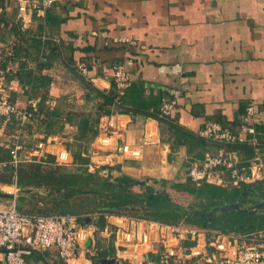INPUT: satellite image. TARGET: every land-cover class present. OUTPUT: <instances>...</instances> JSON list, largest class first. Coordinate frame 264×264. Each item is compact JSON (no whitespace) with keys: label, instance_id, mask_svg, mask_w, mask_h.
I'll return each instance as SVG.
<instances>
[{"label":"crops","instance_id":"crops-1","mask_svg":"<svg viewBox=\"0 0 264 264\" xmlns=\"http://www.w3.org/2000/svg\"><path fill=\"white\" fill-rule=\"evenodd\" d=\"M19 1L0 0V13L9 20L0 29V91L22 107L37 108L42 92H47L51 107L66 97V101H60H68L66 110L95 112L103 99L91 92L84 80L109 92L113 86L112 66L127 60L133 63L129 66L132 87L142 90L139 95L146 99L147 106L153 110L162 109L165 102L174 103L167 117L194 134L207 123L238 131L248 107H255L260 140L251 151L246 147L224 148L212 142L197 147L188 143L174 146L173 137L162 142L161 126L155 118L108 106L109 114L100 117L99 134L108 128L114 137L112 147L103 150L95 143L99 134L91 142L90 164L96 171L107 175L108 167H114L113 178L126 174L135 181H145L143 187H152L156 193L166 191L161 181L168 174L183 175L184 163L187 166L191 160L188 167L199 166L207 154L217 155L225 150L241 165L257 156L264 159V0H59L49 14L33 15L25 23L19 16ZM49 39L61 46V53L51 68L38 70L41 59L49 61L44 52V42ZM19 49L22 54L28 53L26 62L35 69L34 74L53 80L47 84L41 79L37 93L14 77L20 69L16 54ZM69 58L75 71L66 66ZM72 80L75 81L71 83ZM150 102L154 103L149 105ZM60 108L64 110L65 106ZM9 129L0 121V144L14 132ZM76 133L75 126L66 124L62 133L38 135L48 141L73 142ZM144 139L152 144L143 151L147 164L142 166L143 159L128 158L122 151L123 145L135 147ZM49 151L53 153L54 147ZM196 151L197 158L191 157ZM157 158L161 159V166L155 164ZM148 170L160 172L164 178L138 177ZM157 185L164 188L156 189ZM7 188L6 193H15L14 186ZM27 208L28 204L19 209L29 212ZM92 215L88 219L80 215V220L89 223ZM185 244L192 245L191 241ZM97 247L93 257L84 250L81 264H105L104 260L131 264L122 258L124 254L117 258L112 239L99 241ZM26 260L29 264H61L52 250L28 255ZM0 264H5L1 251Z\"/></svg>","mask_w":264,"mask_h":264},{"label":"built area","instance_id":"built-area-1","mask_svg":"<svg viewBox=\"0 0 264 264\" xmlns=\"http://www.w3.org/2000/svg\"><path fill=\"white\" fill-rule=\"evenodd\" d=\"M58 1L20 0L19 16L25 23L33 15L46 14ZM132 64L131 60H127L112 66L113 82L120 91L131 84L129 66ZM172 108L171 102H165L161 115L169 116ZM255 113V107L249 106L238 131L218 123H207L198 135L224 148L241 145L256 147L258 123ZM32 119L31 110L12 102L0 91V120L6 124L14 121L18 127L6 140L10 143V159L1 164L3 167L10 166L15 173V197L0 199V251L5 264H29L26 256L50 250L57 253L61 264H81L84 250L93 257L98 252V242L103 239H112L117 258L124 254L122 258L131 264H264V229L225 233L183 222L170 225L109 212L95 213L91 216V222L85 223L76 214H41L20 210L16 196L20 189L16 180L21 166L44 162L49 156H53L54 163L59 166L74 164V157L63 142L40 139L29 145L30 136L26 134L25 126ZM113 134L108 128L101 132L95 139L97 148L103 150L112 147ZM55 144L57 148L52 153L49 148ZM147 144L144 140L136 143L135 147L125 145L123 154L128 158H142ZM89 171L94 172L96 168L89 164ZM225 173L229 175V182L224 178ZM188 177L197 185L212 183L240 187L264 180V159L257 156L247 165H241L232 153L221 150L217 155L207 154L201 165L192 166L188 170ZM102 218L103 226L100 225ZM97 219L98 224L93 222ZM89 241L91 248H86ZM186 241H191L192 245L187 246Z\"/></svg>","mask_w":264,"mask_h":264},{"label":"trees","instance_id":"trees-1","mask_svg":"<svg viewBox=\"0 0 264 264\" xmlns=\"http://www.w3.org/2000/svg\"><path fill=\"white\" fill-rule=\"evenodd\" d=\"M50 10L46 11V15L50 13ZM8 24L9 20L7 17L3 13H0V29H2V26L6 27ZM12 24L16 25L15 23ZM19 32L17 29L16 33ZM44 44L47 48L44 52L51 59V62L46 61V58L41 59L42 63L39 62L38 70L51 68L52 61L56 60L58 54L61 53V46L53 42L52 39L45 41ZM18 51L16 54L20 59V69L14 77H18L22 85L29 86L31 90L37 93L36 90L40 88L41 79L47 84L52 83V78L47 75L39 76L34 74L35 69L29 68V64L26 62L27 58H30L28 53L22 54V50L20 49ZM39 51L41 53V49ZM66 62V66L75 71V68L71 67L72 59L69 58ZM1 69L2 67H0ZM84 82L91 92L98 98L103 99V102L98 105L95 112L86 113L66 110L69 107L68 105L65 106L64 110H61L60 101H66V97H61L59 104L51 107L47 92H42L37 108L28 107L32 111L33 117L31 123L25 126V132L28 136L33 137L35 132L42 130L46 134L45 137L59 134L65 130L66 124H71L77 129L74 143L79 145L80 150L73 151L68 146L74 157V164L72 166L56 165L52 156H49L46 161L41 163H29L21 166L17 171L16 180L17 186L20 189L18 197L20 209L28 204L30 208L26 210L29 212L41 214L71 213L84 216L87 219L88 215L97 212L128 214L170 225H178L183 222L189 226L204 227L225 233L264 229V208L254 215L235 210L228 212L218 210L219 207L234 202H239L244 208L251 209L261 201H264V180L251 184H242L240 187L231 188L230 191L227 187L208 183L197 185L192 181L194 186H187L186 190L201 197L199 204L201 209L191 210L175 202L170 196L163 194L158 197L152 196L151 194L155 192L152 187H147L146 189L143 186L129 187L128 185L134 182L135 179L126 174L112 179L113 175L111 171L114 167H108L109 173L107 175L102 174L99 170L94 172L89 171L91 142L99 134L100 117L103 114H109L108 106L114 107L115 110L120 112L129 114L142 113L155 118L160 123L161 129H168L170 137H173L174 146L188 143L192 147H197L203 146L209 141L175 124L169 117L162 116L161 109L154 108L151 110V107L147 106L146 99L139 95L142 90L132 87V83L129 87L120 91L113 82L111 90L105 92L97 89L92 83L85 80ZM151 103L154 102H150L149 105ZM0 121L5 123L3 120ZM6 126L8 129H13L12 131L14 132L18 128L14 121L6 124ZM256 129L258 130L257 127ZM0 145L1 164L8 162L10 159V143L3 142ZM236 147H246L251 151L255 148L253 145ZM6 168L9 172V177L8 179H4L0 175V183L13 184L14 170L10 166H6ZM189 180L191 181V179ZM168 183L167 180L161 181L164 187ZM186 185H188V182L184 183L183 186ZM91 202L97 203V207H90L89 204ZM214 209L217 210L213 217L203 218L199 215ZM100 224L101 226L104 225L103 218Z\"/></svg>","mask_w":264,"mask_h":264},{"label":"rangeland","instance_id":"rangeland-1","mask_svg":"<svg viewBox=\"0 0 264 264\" xmlns=\"http://www.w3.org/2000/svg\"><path fill=\"white\" fill-rule=\"evenodd\" d=\"M49 61L51 62V59H49ZM52 62H54V61H52ZM55 63V62H54ZM53 64V63H52ZM73 81H75V80H72L71 81V83L73 82ZM61 82H62V80H61ZM71 88H72V90H74L75 91V86L73 85V86H71ZM40 88H38L36 91H38ZM87 101L91 104L92 102H91V99H90V97L88 98L87 97ZM68 105V101L67 102H65L64 104H61L60 106L61 107H64V106H67ZM172 106H174V103H172ZM173 109V108H172ZM43 131V130H42ZM42 131H40V132H35L34 134V136L33 137H29V141H30V143H33L34 141H38V140H40L39 139V135L38 134H41V132ZM161 131H162V142H166L169 138H170V132L168 131V129L166 128H164V129H161ZM43 134H45L44 133V131L42 132ZM28 135V134H27ZM171 139V138H170ZM148 144L145 146V147H147V146H149V145H151L152 143L150 142V141H147L146 139H144ZM28 141V142H29ZM60 142H63V144L65 145V147L67 148V150L70 152V154L73 156V154L71 153V151L68 149V146H70V148H72V150L73 151H78V150H80V147H79V145L77 144H75L74 143V140H73V142H68V141H64V140H61ZM59 142V143H60ZM124 146L125 145H123V151H124ZM52 147H54V150H56V148H57V145L55 144L54 146H52ZM145 149V148H144ZM123 151H122V154H123ZM192 152H194V151H192ZM199 151H196L195 153H191L190 155H191V157L193 156H198L197 155V153H198ZM201 155V154H200ZM90 157H91V150H90ZM197 158V157H196ZM143 159V157L142 158H138V160H142ZM145 159V158H144ZM144 159L142 160L143 162H142V166H145V163L147 162V161H144ZM157 160V162L155 163V164H157V165H159V166H161L162 165V161H161V159H159V158H157L156 159ZM191 160H189V162H190ZM189 162L187 163V166L185 165V163L181 166V169L183 170V175H180L179 173H177V175L176 176H172V175H170V174H168L167 175V178H166V180L169 182L168 184H167V186L165 187V189L164 190H166L167 191V193L169 194V196L175 201V202H177V203H179V204H181V205H184L185 207H187L188 209H191V210H200L201 209V207L199 206V204H200V201H201V197H199V196H197V194H195V193H192V192H188L187 190H186V187L188 186V187H193L194 186V184H193V182H192V180L190 181L189 179V177H188V172L186 171V170H188V169H190V167H191V165H190V167H188V165H189ZM147 164V163H146ZM178 165V164H177ZM47 166V165H46ZM180 167V166H179ZM140 168V167H139ZM143 174H141L140 176H138L139 178H141V179H146V180H152V179H154L155 177H161L162 179L164 178V176L162 175V173H160V172H151V171H143L142 172ZM0 175H2V178H4V179H8V177H9V172H8V170H7V168L6 167H3V166H1L0 167ZM224 178H225V180L227 181V182H229V175H228V173H225V175H224ZM112 179H114V178H112ZM186 182H188V185H186V186H183L184 185V183L186 184ZM255 183V182H254ZM177 184H182V185H177ZM231 185V184H230ZM230 185H225V186H223V187H227V189L230 191L231 190V188H233L234 186H230ZM4 186H6V187H4ZM7 186H13L12 184H6V183H0V189H4V191L5 192H8L9 191V188H7ZM2 187V188H1ZM157 188L156 189H160L159 187V185H157L156 186ZM162 188H164V187H162ZM161 188V189H162ZM8 189V190H7ZM160 189V190H161ZM159 191V190H158ZM158 196H161V195H157V197ZM19 202V201H18ZM78 202V201H77ZM89 206L90 207H93V208H95V207H97V203H95V202H91L90 204H89ZM29 208H30V206H29ZM211 212V211H210Z\"/></svg>","mask_w":264,"mask_h":264},{"label":"water","instance_id":"water-1","mask_svg":"<svg viewBox=\"0 0 264 264\" xmlns=\"http://www.w3.org/2000/svg\"><path fill=\"white\" fill-rule=\"evenodd\" d=\"M146 183L145 181H141V180H137L132 182L131 184H129V187H134V186H145ZM167 195L169 196V194L167 193V191H159L156 193L151 194L152 196H157V195ZM15 197L14 194H10V193H6L0 190V199H13ZM264 208V201H261L259 204L255 205L253 208L248 209V208H244L239 202H234V203H227L222 207H219L218 210L222 211V212H228L231 210H235V211H239L245 214H256L260 209ZM217 209L212 210L211 212H207V213H202L199 214L201 215L203 218H207V217H213L216 213ZM95 223L98 224L99 223V219L95 220ZM90 241L87 243V245H90ZM105 264H113L115 263V260H104L103 261Z\"/></svg>","mask_w":264,"mask_h":264}]
</instances>
